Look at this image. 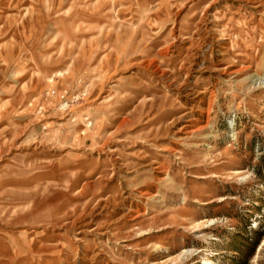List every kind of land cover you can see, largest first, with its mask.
I'll return each mask as SVG.
<instances>
[{
  "label": "rangeland",
  "instance_id": "374dc122",
  "mask_svg": "<svg viewBox=\"0 0 264 264\" xmlns=\"http://www.w3.org/2000/svg\"><path fill=\"white\" fill-rule=\"evenodd\" d=\"M0 264H264V0H0Z\"/></svg>",
  "mask_w": 264,
  "mask_h": 264
}]
</instances>
